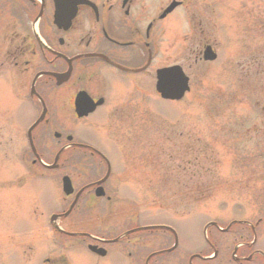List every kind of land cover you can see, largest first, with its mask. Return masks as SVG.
Returning <instances> with one entry per match:
<instances>
[{
    "label": "flooded vegetation",
    "instance_id": "af4514ba",
    "mask_svg": "<svg viewBox=\"0 0 264 264\" xmlns=\"http://www.w3.org/2000/svg\"><path fill=\"white\" fill-rule=\"evenodd\" d=\"M189 6V0H0V110L16 115L17 110L35 107V121H40L26 131L32 156L28 174L33 175L39 166L40 180L58 181L62 186L64 176H68L74 188L71 195L64 196L68 207L53 212L50 220L52 215L63 214L75 198L73 210L84 196L110 202L107 193L124 184L128 175L124 169L114 167V160L124 156L126 132L121 123H156L154 119L130 117L142 110L152 113L157 95L163 99L157 92L159 70L178 65L184 71V19L186 25L192 24L191 54L195 63L217 59L219 48L212 38V23L189 12ZM204 11L211 12L209 6ZM173 38L179 43L175 45V57ZM213 54L216 58L208 60ZM18 101L25 104L16 110L11 108ZM76 123H102L106 134H112L103 138L102 132L101 136L90 127L77 136L72 133ZM15 124L17 129L23 126ZM41 126L46 129L44 141L53 133V138L62 143L48 162L43 161L44 153L33 138V131ZM11 141L10 137L0 136V145L6 148ZM24 148L15 152L9 148L4 154L23 158L28 153ZM154 165L150 180L157 175ZM22 176L17 183L11 179L0 183L4 191L0 202L4 194L24 197L17 204L21 213L28 195V190L22 189ZM145 177L144 171L136 173L139 180ZM245 187L248 193L238 195L246 200L243 207L203 211L202 217L207 220L201 225L197 241L192 236L185 239L184 259L175 264H264V183ZM100 191L105 194L98 196ZM67 215L58 217L59 224ZM18 218L27 221L22 214ZM32 220L37 234L43 221L36 211ZM50 222L57 237L61 231L56 222ZM130 226L116 241L122 243L123 250L133 248L126 257L134 264H163V257L166 259L180 247L176 224L135 222ZM10 229L6 224L2 234ZM158 238H163L162 243L157 242ZM18 245L22 252L1 254V264H27L28 251L33 247L23 238ZM98 245L104 246L103 242ZM39 253L38 263L69 264L57 249L42 258Z\"/></svg>",
    "mask_w": 264,
    "mask_h": 264
},
{
    "label": "rangeland",
    "instance_id": "374dc122",
    "mask_svg": "<svg viewBox=\"0 0 264 264\" xmlns=\"http://www.w3.org/2000/svg\"><path fill=\"white\" fill-rule=\"evenodd\" d=\"M189 2V12L208 20L215 29L212 38L219 48L217 59L195 63L191 54L192 24L186 25L184 19V72L190 78V91L178 101L164 100L157 95L152 113L142 110L130 117L154 119L156 123H121L126 132L124 156L114 160V167L124 169L123 173L128 176L118 190L107 193L111 196L110 202L106 198L93 200L84 196L79 206L60 222L62 229L69 232L55 237L49 222L52 212L65 210L69 205L64 198L65 185L40 180L39 166L34 168L33 175L27 171L32 167V156L26 131L36 118L35 107L17 110L16 115L0 110V136L12 139L7 148L0 145V183L5 179L17 183L22 174V189L28 190L22 213L17 204L24 197L4 194L0 202V255L20 254L18 244L23 238L33 247L28 251L27 264H42L38 263L37 253L42 252L39 253L42 258L56 249L69 264H134L126 257L133 248L123 250L116 237L135 222L165 223L176 224L180 247L166 255V259L164 256L162 263L175 264L181 257L184 259L185 239L192 236L197 241L201 225L207 220L202 217L203 211L211 209L210 213H214L218 207L227 208L226 211L230 207H243L246 200L238 195L248 193L245 186L264 183V0ZM208 6L211 12L206 14L204 9ZM177 44L174 39L173 57ZM254 60L259 61L253 63ZM24 104L18 101L11 108L16 110ZM16 117L19 122H15ZM10 120L13 122L9 123ZM15 123L23 126L18 130ZM102 125L76 123L72 133L79 136V131L93 127L100 135V132L104 134L103 138L111 135L106 134ZM45 135L46 129L42 126L33 131L35 145L43 151V161L48 162L62 143L53 138V133L44 141ZM22 146L28 150L23 158L13 154L5 156L9 148L15 152ZM153 162L157 175L150 180ZM140 171L146 172L145 180L136 178ZM242 189L246 191H239ZM35 211L43 221V225H38L37 234L32 224ZM21 214L27 221L18 218ZM6 224L11 229L3 235ZM162 240L158 238L157 242ZM98 241L104 245L100 248L108 251L106 256L89 249V245L102 244Z\"/></svg>",
    "mask_w": 264,
    "mask_h": 264
},
{
    "label": "water",
    "instance_id": "95a60500",
    "mask_svg": "<svg viewBox=\"0 0 264 264\" xmlns=\"http://www.w3.org/2000/svg\"><path fill=\"white\" fill-rule=\"evenodd\" d=\"M188 81L189 79L185 75L183 77L181 74L172 71H166L163 72L162 76H160L157 88L166 98H179L189 89ZM64 190L69 193L71 192L72 188H68L65 185ZM90 248L92 250L102 252L101 249L97 248V246L90 245Z\"/></svg>",
    "mask_w": 264,
    "mask_h": 264
}]
</instances>
